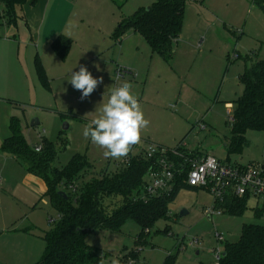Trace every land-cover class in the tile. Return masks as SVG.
Segmentation results:
<instances>
[{
    "label": "rangeland",
    "instance_id": "rangeland-1",
    "mask_svg": "<svg viewBox=\"0 0 264 264\" xmlns=\"http://www.w3.org/2000/svg\"><path fill=\"white\" fill-rule=\"evenodd\" d=\"M153 3L68 0L54 24L62 27L68 23L70 16L64 15L71 5L84 23L75 30L65 60L52 50H36L34 43L29 49L14 43L15 35V40L20 36L8 23L0 28V264H38L49 221L58 218L49 199L43 197L44 186L33 182L22 164L3 151L4 141L12 136V125L19 126L32 148L47 141L56 144L54 166L59 169L74 155H86L92 164L86 179L104 170L120 172L130 156L144 155L153 146L181 147L229 164L253 163L264 168V131L247 132V143L239 153L230 149L233 103L244 92L241 77L257 61H264V12L253 0H186L182 33L174 45L173 63L168 64L139 34L129 32L120 43L110 32L116 20L148 10ZM23 7L17 8L18 17H23ZM46 21L48 24V17ZM73 24L70 21L68 27ZM37 57L47 83L37 73ZM80 65L94 77L103 76V84L84 101L68 82L71 71H78ZM118 69L123 71L119 80ZM124 81L133 84L132 91L150 125L142 130L141 143L128 158L106 159L104 149L82 133L90 120L101 115L111 89ZM35 121L39 124L32 126ZM214 200L207 190L182 189L169 204V213L142 233L143 244L137 243L141 228L135 221H127L119 232L89 233L84 241L101 251V264L131 254L136 257L129 261L135 264H164L169 255H176V264H215V249L223 252L226 242H237L243 225H264V214L256 211L264 207V199L249 198L242 215L216 210L208 216L206 210L214 208ZM217 233L224 242L217 240ZM195 240L199 243L191 246Z\"/></svg>",
    "mask_w": 264,
    "mask_h": 264
},
{
    "label": "trees",
    "instance_id": "trees-1",
    "mask_svg": "<svg viewBox=\"0 0 264 264\" xmlns=\"http://www.w3.org/2000/svg\"><path fill=\"white\" fill-rule=\"evenodd\" d=\"M36 1L0 0V28L4 20L17 26V8ZM253 3L264 12V0H253ZM185 6L186 0H154L148 10L140 9L132 17L122 18L112 38L120 42L128 32L139 34L155 53L170 63L174 45L182 33ZM72 46L70 38L60 36L52 44V50L65 60ZM35 66L41 81L47 83L38 57ZM241 82L244 92L233 103L231 125L230 149L235 153L245 147L247 132L264 131V61H257L247 70ZM12 132V136L3 143V151L17 159L28 173L45 182L47 192L44 197L49 199L58 215L56 220L50 221V229L43 236L46 245L38 264H101L103 254L85 243L87 234L99 230L119 232L127 221H135L141 228L137 243L143 244L146 240L141 238L142 233L169 213V204L178 193L182 189L196 190L188 187L181 178L168 194L141 198L145 176L152 167V160L145 154L130 156L120 172L111 174L109 170H104L100 175H91L86 179L87 171L92 168L86 155H74L66 167L59 169L54 166L58 154L56 144L47 141L38 152L29 146L19 126L12 125ZM248 200L247 196L228 198L223 211L242 215ZM256 211L262 216L264 207ZM135 257L134 254L124 255L120 264H129V260ZM164 264H176V255H169ZM220 264H264V225H243L240 239L225 243Z\"/></svg>",
    "mask_w": 264,
    "mask_h": 264
},
{
    "label": "built area",
    "instance_id": "built-area-1",
    "mask_svg": "<svg viewBox=\"0 0 264 264\" xmlns=\"http://www.w3.org/2000/svg\"><path fill=\"white\" fill-rule=\"evenodd\" d=\"M122 73V70L117 71V80L123 77ZM35 150L40 152L42 147ZM145 156L152 160V167L145 176L141 198L168 194L183 178L188 187L207 190L214 197V208L206 210L208 216L216 210L224 213L223 206L228 198L264 199V168L256 164H229L210 155L186 152L181 147L153 146ZM216 237L220 242L225 241L221 234L217 233ZM198 243L195 240L190 245ZM221 259V250L215 249V264H220Z\"/></svg>",
    "mask_w": 264,
    "mask_h": 264
},
{
    "label": "clouds",
    "instance_id": "clouds-1",
    "mask_svg": "<svg viewBox=\"0 0 264 264\" xmlns=\"http://www.w3.org/2000/svg\"><path fill=\"white\" fill-rule=\"evenodd\" d=\"M94 67L100 71L98 64ZM68 82L81 93L80 99L84 101L103 84V76L94 77L85 65H80L78 71H71ZM132 89L129 81L112 88L100 109L101 115L90 120L83 129V137L104 149L106 159L128 158L133 147L141 143L142 130L150 125ZM111 264H120V260L113 258ZM129 264L135 262L129 261Z\"/></svg>",
    "mask_w": 264,
    "mask_h": 264
},
{
    "label": "crops",
    "instance_id": "crops-1",
    "mask_svg": "<svg viewBox=\"0 0 264 264\" xmlns=\"http://www.w3.org/2000/svg\"><path fill=\"white\" fill-rule=\"evenodd\" d=\"M66 3H68V0H37L36 3H34V4L32 2L26 3L24 5V7L22 8L23 9V11H22L23 17H18L17 26L12 25L15 27V30L18 31L17 34H19V36H20L18 40H15L16 39V35H15V38L13 40L14 43H17L19 45H25L27 47V49H29V47L33 46V43H34V44H36L35 45L36 50H42L43 52L48 53L49 50H52V44L54 43V41L58 37L64 36V37L70 38V39L76 38L75 37L76 36L75 30H79L80 27L83 26L84 20L79 15V13L77 11H75V8L72 5H71V9L64 15V16H70V18L68 19V23L62 24V27H59L58 25L54 24L55 23L54 18L61 12L62 7ZM47 17L49 20L48 24L46 21ZM121 20H119V21L116 20L115 25H113L111 27L112 29L110 32H113L112 36L115 32V29L118 27L119 23L121 22ZM70 21H72L74 23L72 25V27L71 26L68 27ZM4 23H7V21L4 20ZM45 29H46V33L44 32V34H43V30H45ZM12 33H14V32H12ZM132 33H134V32H132ZM13 41H12V47H14ZM121 41H120V43H121ZM6 43H9V42H6ZM19 47H18V52H20ZM173 59H174V55H173V58H172L170 63L166 62L164 59L163 60L168 64H172ZM26 62H28V59L26 60ZM141 98L143 100L144 95L143 96L141 95ZM11 158L14 159L15 161H18L17 159H15L13 157H11ZM217 159H219V158H217ZM219 160H221V159H219ZM28 174L31 175L30 179L33 182L41 183L44 186V193H43V197H44L45 193L47 192V186H46L45 182L42 179H40V178L30 174V173H28ZM36 180H38L39 182H37ZM0 181H2V178ZM197 190H201V189H196L195 191H197ZM51 220H53V219H50V221ZM50 221H49V223H50Z\"/></svg>",
    "mask_w": 264,
    "mask_h": 264
},
{
    "label": "water",
    "instance_id": "water-1",
    "mask_svg": "<svg viewBox=\"0 0 264 264\" xmlns=\"http://www.w3.org/2000/svg\"><path fill=\"white\" fill-rule=\"evenodd\" d=\"M37 124H39V122L38 121H35V122H33V124H32V126H36ZM67 127V126H66ZM67 197V196H66ZM184 213V212H183Z\"/></svg>",
    "mask_w": 264,
    "mask_h": 264
}]
</instances>
